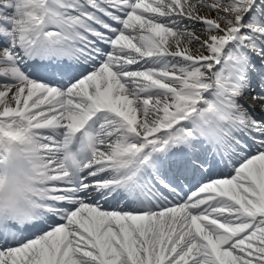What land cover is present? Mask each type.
Here are the masks:
<instances>
[{
  "label": "snow or ice",
  "instance_id": "1",
  "mask_svg": "<svg viewBox=\"0 0 264 264\" xmlns=\"http://www.w3.org/2000/svg\"><path fill=\"white\" fill-rule=\"evenodd\" d=\"M0 264H264V0H0Z\"/></svg>",
  "mask_w": 264,
  "mask_h": 264
}]
</instances>
